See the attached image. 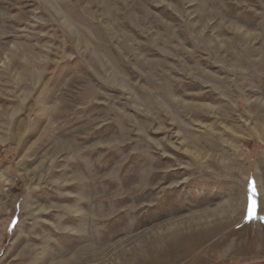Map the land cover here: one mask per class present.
<instances>
[{"label":"rangeland","instance_id":"1","mask_svg":"<svg viewBox=\"0 0 264 264\" xmlns=\"http://www.w3.org/2000/svg\"><path fill=\"white\" fill-rule=\"evenodd\" d=\"M89 248L264 264V0H0V264Z\"/></svg>","mask_w":264,"mask_h":264},{"label":"bare ground","instance_id":"2","mask_svg":"<svg viewBox=\"0 0 264 264\" xmlns=\"http://www.w3.org/2000/svg\"><path fill=\"white\" fill-rule=\"evenodd\" d=\"M191 223V222H190ZM90 247H92V246H90ZM87 248V247H86ZM81 249V248H80ZM88 249V248H87ZM94 250V249H93ZM93 250L91 249V248H89V250H88V254L86 255L85 254V256H83V258L81 259V261L83 260V263L84 264H88V262L90 261V262H92V264H100V261H99V255H101L100 253L98 254V255H96V253L95 252H93ZM86 252V251H85ZM119 254V253H118ZM75 256V255H74ZM73 256V257H74ZM123 256V255H122ZM81 258V257H80ZM78 259V258H77ZM105 259V258H104ZM74 260V259H73ZM74 261H76V259L74 260ZM77 261H80L79 259L77 260ZM77 261H76V264H77ZM94 261L96 262V263H94ZM102 262H103V260H102ZM62 264H64V263H62Z\"/></svg>","mask_w":264,"mask_h":264},{"label":"snow or ice","instance_id":"3","mask_svg":"<svg viewBox=\"0 0 264 264\" xmlns=\"http://www.w3.org/2000/svg\"><path fill=\"white\" fill-rule=\"evenodd\" d=\"M249 191L251 193V196H249L248 214L251 217L255 210V202L253 200V197L255 195V187L253 181H249Z\"/></svg>","mask_w":264,"mask_h":264}]
</instances>
